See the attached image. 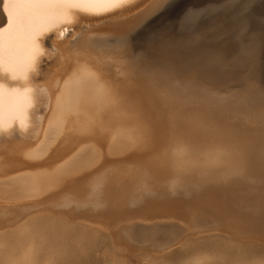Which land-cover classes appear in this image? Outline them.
I'll return each mask as SVG.
<instances>
[{
  "label": "rangeland",
  "instance_id": "rangeland-1",
  "mask_svg": "<svg viewBox=\"0 0 264 264\" xmlns=\"http://www.w3.org/2000/svg\"><path fill=\"white\" fill-rule=\"evenodd\" d=\"M181 2L178 12L185 11L167 24L169 29L180 27L182 22L185 24L182 27L197 26V19L215 11L227 21L215 33L214 28L226 21L216 18L208 22L211 24L206 25V30L212 31L208 35L213 33V37L209 35L203 41L207 45L201 44L196 32L184 35L189 36V43L195 47L192 54L181 52L175 43L167 41L171 34L162 37L155 36L154 32L169 11ZM198 2L165 0L142 20H131L113 30H107L114 23L110 19L89 25L86 30L72 27L57 33L62 36L56 42L67 64L61 72V97L48 133L33 144V150L29 145L24 147L25 153L22 149L12 158L8 155V146L5 154L8 157L4 160L5 157H0V239L9 234L23 237L29 233L34 220L43 218L62 221L84 233L82 236L91 241V249L82 248L81 252L90 253L100 264H164L182 255L188 258L185 264H225L215 251L219 244L243 251L248 258L264 255V49L260 41L251 37L252 33L248 34L253 32L248 13L254 4L264 7V0ZM230 6L233 10L227 13ZM251 13L254 12L251 10ZM258 17L264 19V12ZM101 25L106 28L105 32ZM86 64L115 84H138L139 93L134 95L136 113H155L156 118L149 120L159 128V139L156 133L137 131L133 116L116 119L108 115L106 120L110 122H105L98 120L101 117L99 113L94 114L97 110L91 105H85L89 111L92 109L85 114L88 108L74 100L73 78L76 66ZM58 72V67L48 65L41 77ZM85 115L93 121L90 118L86 123ZM115 120L117 123L122 120L119 124L122 128L111 123ZM87 124L91 133H87L90 132ZM133 141L138 144L137 156L109 158L119 154L123 147L133 145ZM6 149L0 150L1 156ZM83 151L86 153L81 155ZM98 152L109 156L84 175L69 178L55 171L43 184L37 185L15 180L36 167L43 171L54 169L75 158L91 156L90 153L98 156ZM149 165H157L159 170L154 173ZM208 169L210 172H205ZM108 180L120 189L116 192L119 199V204L115 203L116 211H99L91 206L89 194L75 191L78 184ZM131 194L134 202H130ZM4 210L8 211L5 215ZM133 217L147 218V221L172 220L181 227L167 230L155 227L138 232L119 228ZM203 217L224 220L240 235L227 228L202 231L200 218ZM106 218L112 222L103 226L91 223ZM96 240L102 243H93Z\"/></svg>",
  "mask_w": 264,
  "mask_h": 264
},
{
  "label": "bare ground",
  "instance_id": "bare-ground-1",
  "mask_svg": "<svg viewBox=\"0 0 264 264\" xmlns=\"http://www.w3.org/2000/svg\"><path fill=\"white\" fill-rule=\"evenodd\" d=\"M162 1L165 0H0V150L7 148L6 149L7 152L4 151L3 156H1L2 154L1 153L0 157H5L6 156L5 154H7L9 150L10 153L8 155L12 156V158L17 157L14 153L18 154V151L22 149H23L22 151H24L25 149L24 147H28L29 145H31L30 150H33L32 149L33 144L35 145L36 143L40 142L39 140H42L44 136L47 135L48 133L49 127L52 124L51 121L53 120V117L55 115L54 112L57 103L61 97V91H62L61 72H63L67 64L66 56L60 50L61 49L59 47L60 44L56 42V39L62 36H60V34L57 35V33L63 31L65 28H72V27H75V30L78 31H81L83 29L86 30V27H89V25H94L102 21L103 22L105 21L106 23L110 19H112L111 22L114 23L112 24L111 22H109V24L112 25L110 27L107 26L108 27L107 30L120 28L125 26L126 23L131 20H137V21L140 19L142 20L145 16H148L152 11H154L156 9L154 7L158 6V4H160ZM144 7L146 8V10H144L145 9ZM142 8L144 9L141 10ZM100 28L98 26V29ZM90 29L92 30V26ZM98 29L97 31H99ZM105 29L106 28L104 27L103 32H105ZM91 30L88 29L87 31L90 32ZM100 31L102 32V28L100 29ZM62 34L65 33L63 32ZM46 62H48L49 64L46 65L45 64ZM48 65L58 67L59 72L51 75L50 77L49 75L47 77H41L45 74V68ZM73 82H74V87L76 89L74 96L75 102L78 103V105L83 103L84 106L91 105L95 107L97 113L94 114L97 115L99 113L101 117L100 119L98 118V120L102 119L105 122H110V120L109 121L106 120L108 115L116 119H123V118L127 119L126 117L133 116L137 124L136 126L138 127L137 131H141V132L143 131L145 133L149 131V133L151 132L153 134L156 133L157 135L156 139H159V128L155 127L153 123H150L151 121L149 120V119L152 120V117L154 119L156 118V115H154L155 113L153 111L152 112L149 111L148 113L145 112L141 114L136 113L137 109L134 104V95L136 94L135 92H138L137 91L138 84L135 85L131 84L128 86L115 84L110 80H108L103 75H101L99 72H97L94 68H92L88 64L76 66ZM83 104H81V106ZM147 104L148 107L151 108V105L149 104L148 101ZM88 107L85 106L86 109ZM90 111H92V109ZM90 111L88 108V110H86L87 113L83 111L82 112L84 115V113L88 114ZM107 111H111V113L113 114H105ZM86 116L87 115H85V117ZM88 117H90V115ZM91 117L93 118L92 114ZM90 118L87 117L84 118L86 120V123L87 122L89 123V121L87 120L92 119ZM130 120L127 124L131 122ZM114 122H116V120ZM114 122L111 123H113L114 125L117 124V126L119 124H122V120L121 122L118 121L119 123L117 122L114 123ZM100 124L103 123L100 122ZM86 126L89 128L90 131L89 124H87ZM113 126H112V130H114ZM169 126L172 128L171 123L169 124ZM105 127L106 126H104V128ZM118 127L116 128L114 127V128L118 129ZM135 128L136 127H134V129ZM106 129L107 128H105V130ZM122 130H124V128ZM117 131L118 130H116V132ZM119 131L121 132V130ZM87 133H91V131ZM94 134L95 133L93 132V135ZM85 136H87V134ZM126 136H128V133L126 134ZM149 138L151 137L149 136ZM128 140L130 139L128 138ZM91 143L92 142H90V144ZM133 143L135 144L134 141ZM142 143L140 144L142 145ZM134 144L133 145L130 144L127 145L126 147H123L122 149H120L121 151L119 152V154L109 158H120L124 156L125 159L126 156H130V157L137 156L139 154V152L137 151L138 144L137 145ZM102 145H103V140H102ZM8 146L10 148L9 150H8ZM148 149L150 148L148 147ZM151 149L152 151H154L155 148L154 149L151 148ZM115 150L116 149H114V151ZM84 152L85 151L81 152V155ZM12 153L15 156H13ZM90 154L91 156H86L82 158L79 156L80 158L78 159L75 158V160L73 161L70 160L71 162H69L68 160L69 163L61 167H60L61 164H59V166L54 169L53 167L52 169H47L45 171L39 170L38 167H36L37 168L36 170H32V171H30L29 169L30 172L25 174H23L22 172L23 175H20L18 173V176L20 175V177L19 178L17 177V179L15 178V180H17V182H21L24 184H34V185L35 184L37 185L39 183L43 184L44 180L47 179V177H49L48 175L55 171H59L58 173L61 172V174L64 173L65 176L69 175V178L73 176L77 177L80 175H84L92 167L100 163V161L102 162L104 158L109 156V155L103 156V154L102 153L99 154V152H98V156H92V153ZM96 154L97 152L95 153V155ZM7 157L3 158V160L6 159ZM144 157L147 156L144 155ZM42 159L43 157L41 158V160ZM41 160L39 159V161ZM30 165L31 164H29V166ZM149 166L153 168L152 171L154 173L157 170H159L157 165H156L157 167L156 166L153 167L152 165ZM163 167L164 165L162 166V168ZM26 168H28V166ZM209 170L210 169L206 170L205 172H210ZM58 176H60V174ZM9 179L11 178L9 177ZM109 181L110 180H108L107 182L105 181L103 183L102 182L100 183L99 181L98 182L95 181L92 183L91 181L88 183H81L76 185L75 191L78 193H82L83 195L89 194V196L91 197V203H90L91 206L98 208L99 211L102 212L116 211L114 210L116 209L115 203H117V205L119 204V199L117 198L116 192L119 191L120 189H118V186L117 187L115 186L117 184L115 185L111 184L113 181L111 183ZM9 183L10 182H8V184ZM47 194L48 193L41 195L38 194V197H42ZM212 196L215 195L213 194ZM130 202H134L132 198V194H131ZM7 212H8L7 210H4L2 213L3 215H5ZM115 219L116 218H114V220ZM130 219H131L130 221L119 225V228L122 227L121 229L125 228L127 230L138 232V231H143V229L147 230L155 227L166 230L172 227H181L172 220L147 221L146 220L147 218L140 219L139 217H133ZM200 219L204 227L202 231L223 230L227 228L230 231L234 230L235 233L240 235V232L236 230L235 227L231 226L230 223L224 220H220L217 218L216 219L206 218V217ZM111 222L112 220L110 218H106V219H99L91 223H94V225L97 226H103ZM31 227L29 233H27V235L23 237L9 234V235H5L0 239L2 240V246H0V264H100V262L95 260V258H93L90 255V253L87 254L86 252H81L82 248L86 250L89 249L90 251L91 248L89 247L91 245L90 244L91 241L85 239L82 236L84 233L78 232L76 228H73L62 221H58L55 219H43V218L38 219L36 221L34 220ZM247 231L249 233H252L251 230H247ZM93 243L101 244L102 242L100 240L98 241L96 240V242ZM217 246L218 249L215 251L221 257V259L224 260L225 264H264V255L259 256V258H255V257L248 258L245 256V252L243 251L240 252L237 249H233L229 246L227 247V245L224 246V244L223 245L219 244ZM187 259L188 258L186 257V255L185 257H183L182 255V257H178L173 261L172 260L169 261V263L166 262L165 263L185 264Z\"/></svg>",
  "mask_w": 264,
  "mask_h": 264
},
{
  "label": "water",
  "instance_id": "water-1",
  "mask_svg": "<svg viewBox=\"0 0 264 264\" xmlns=\"http://www.w3.org/2000/svg\"><path fill=\"white\" fill-rule=\"evenodd\" d=\"M198 1H199L198 3L201 4L202 1H204V0H198ZM181 7H182V2L180 4H177L171 11H169L167 16H165V18H163L161 20V22L157 25L158 27H156L154 32H155V36L162 35V37L171 34L170 38L167 39V41L170 40L171 44H173V45L175 43L177 49L180 50L181 52H188L189 54H192L194 52V48L195 47L191 46L192 43H189L190 41L187 38L189 36L185 37L184 35H186V34L192 35L191 33L196 32V33L199 34V37H200L199 41H201V44L202 43L205 44L203 41L205 39L210 38L209 37L210 34L208 35V33L212 32V31L208 32L206 30L207 29L206 25L209 26L211 24V23L208 24V22H210L212 19H216V18H217L218 21H223L224 19L221 18L222 16L218 17L217 14L220 13L219 11H215V12H210L207 15H204L203 18L201 17V18L197 19L196 20V23L198 24L197 26L189 25V26H183L182 27V25H185L182 22L180 27L175 28V29H169V27H167V24L171 23V21L173 19L177 18L178 16H181L183 14L182 12L185 11L184 9H182V11L180 10V12H178ZM229 10H230V13H231V11L233 10V7L230 6L226 12L228 13ZM251 10L254 13H251ZM251 10L249 11L248 14L251 15L250 18H249L250 24H251L250 29L253 32H248V34L252 33L251 37L253 39H255V40L260 41V44H262L263 49H264V19H261V20L258 19V18H260V17H258V14H260V15L263 14L264 7L263 6H256L254 4V7H252ZM176 12H178L177 15H174ZM230 13H229V15H230ZM204 17H205V19H204ZM227 17H228V14H227ZM224 21H226V20H224ZM224 25H227V21L224 24L219 25L218 27H215L214 28L215 31L213 30L214 31L213 33H215L218 30V28H220L221 26H224ZM160 32H161V34H160ZM212 34L210 35L211 37H213ZM178 40H181V41H178ZM195 44H200V43L196 42ZM200 45H198V46H200ZM205 45H207V44H205ZM201 47H202V45H201ZM263 52H264V50H263Z\"/></svg>",
  "mask_w": 264,
  "mask_h": 264
}]
</instances>
